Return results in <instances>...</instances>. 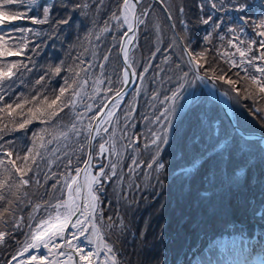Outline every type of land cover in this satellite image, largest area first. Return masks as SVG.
I'll return each instance as SVG.
<instances>
[{
  "label": "snow or ice",
  "instance_id": "snow-or-ice-1",
  "mask_svg": "<svg viewBox=\"0 0 264 264\" xmlns=\"http://www.w3.org/2000/svg\"><path fill=\"white\" fill-rule=\"evenodd\" d=\"M0 264H264V0H0Z\"/></svg>",
  "mask_w": 264,
  "mask_h": 264
},
{
  "label": "trees",
  "instance_id": "trees-1",
  "mask_svg": "<svg viewBox=\"0 0 264 264\" xmlns=\"http://www.w3.org/2000/svg\"><path fill=\"white\" fill-rule=\"evenodd\" d=\"M55 51L54 49H51V47L49 46V52H53ZM182 194V189L177 186V188L169 193H165V197L166 198H173V199H178ZM155 202H153V206H154ZM153 212V207L152 206H145L144 208H142L141 210H139V222H143L145 221V218L150 217V214ZM138 222V224H139ZM145 225H143L144 227ZM155 230H158V223L156 221V219L154 218V216L151 218L149 225L147 226L146 229V236L145 239L148 242H151L154 239V232ZM135 244V242H132V244L129 245V249L130 251H132L133 256L135 255V251H133V245ZM142 255L144 258H149V257H153L155 255L154 250H149L147 246H145V248L143 249Z\"/></svg>",
  "mask_w": 264,
  "mask_h": 264
},
{
  "label": "rangeland",
  "instance_id": "rangeland-1",
  "mask_svg": "<svg viewBox=\"0 0 264 264\" xmlns=\"http://www.w3.org/2000/svg\"><path fill=\"white\" fill-rule=\"evenodd\" d=\"M138 222H139V221L136 222L137 228H139V227H143L144 223H143V222H139V224H138Z\"/></svg>",
  "mask_w": 264,
  "mask_h": 264
}]
</instances>
